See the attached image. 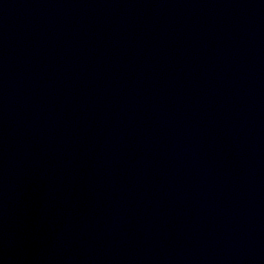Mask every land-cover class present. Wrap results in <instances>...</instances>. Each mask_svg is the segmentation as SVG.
<instances>
[{"label":"water","instance_id":"water-1","mask_svg":"<svg viewBox=\"0 0 264 264\" xmlns=\"http://www.w3.org/2000/svg\"><path fill=\"white\" fill-rule=\"evenodd\" d=\"M0 264H264V0H0Z\"/></svg>","mask_w":264,"mask_h":264}]
</instances>
